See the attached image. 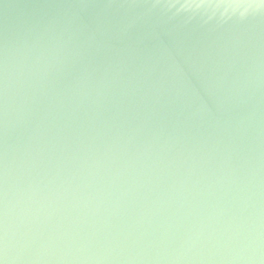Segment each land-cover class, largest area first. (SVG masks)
Wrapping results in <instances>:
<instances>
[{"label":"water","instance_id":"obj_1","mask_svg":"<svg viewBox=\"0 0 264 264\" xmlns=\"http://www.w3.org/2000/svg\"><path fill=\"white\" fill-rule=\"evenodd\" d=\"M0 264H264L262 0H0Z\"/></svg>","mask_w":264,"mask_h":264},{"label":"snow or ice","instance_id":"obj_2","mask_svg":"<svg viewBox=\"0 0 264 264\" xmlns=\"http://www.w3.org/2000/svg\"><path fill=\"white\" fill-rule=\"evenodd\" d=\"M6 250L0 247V253H4Z\"/></svg>","mask_w":264,"mask_h":264},{"label":"clouds","instance_id":"obj_3","mask_svg":"<svg viewBox=\"0 0 264 264\" xmlns=\"http://www.w3.org/2000/svg\"><path fill=\"white\" fill-rule=\"evenodd\" d=\"M262 2H264V0H262Z\"/></svg>","mask_w":264,"mask_h":264}]
</instances>
